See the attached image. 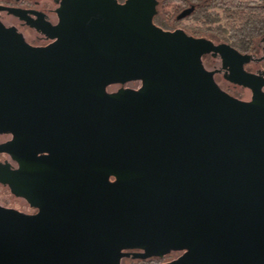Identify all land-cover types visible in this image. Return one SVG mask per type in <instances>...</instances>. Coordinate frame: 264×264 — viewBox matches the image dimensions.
Returning a JSON list of instances; mask_svg holds the SVG:
<instances>
[{"label": "water", "instance_id": "obj_1", "mask_svg": "<svg viewBox=\"0 0 264 264\" xmlns=\"http://www.w3.org/2000/svg\"><path fill=\"white\" fill-rule=\"evenodd\" d=\"M153 8L154 0L130 1L126 10L137 11V29L147 32L131 41L124 59L130 64L119 73L106 58L55 61L21 46L15 59L0 58V82L31 91L91 92L115 81L153 80L163 101L147 106L172 119L145 117L138 99H121L114 109L95 100L115 112L100 118L76 96H64L67 103L0 90V131L24 143L21 158L115 169L62 170L68 178L41 172V189L58 208L43 206L73 222L54 224L0 206V264H116L124 254L106 257L105 243L159 256L185 250L163 264H264V108L219 91L185 46L153 30ZM86 115L99 118L87 124ZM91 134L98 144L87 139Z\"/></svg>", "mask_w": 264, "mask_h": 264}, {"label": "flooded vegetation", "instance_id": "obj_2", "mask_svg": "<svg viewBox=\"0 0 264 264\" xmlns=\"http://www.w3.org/2000/svg\"><path fill=\"white\" fill-rule=\"evenodd\" d=\"M130 1L0 0V58L5 54L11 60L15 59L14 53L21 46L55 61L69 59L80 63L91 60L98 63L106 58L110 67H114L113 73H119L118 67L130 64L124 59L129 56L131 41L141 42L147 32L144 28L137 29V11H127ZM259 16L264 24V0H154L149 20L153 30L168 33L189 50L219 91L237 101L264 108V26L259 27ZM188 41L200 42L188 44ZM155 69L152 73H157L158 66ZM16 84L0 82V90L3 92L6 86L14 95L44 100H65L64 96H76L84 101L82 105L90 107L100 118H115L112 116L115 112L95 105V100L114 109L122 106L121 99L125 103L129 99H138L140 112L145 117L172 120L169 114L154 113L148 108L147 104L159 105L163 101L162 86L144 77L111 82L101 90L92 89V94L84 89L31 91L18 89ZM65 102L70 103L69 100ZM86 117L87 124L99 118ZM151 122L158 124L155 120ZM161 124L190 130L171 121ZM92 138L93 134L87 137ZM91 142L98 144L95 140ZM22 144L10 130L0 131V206L54 224L72 223L73 220L54 217L43 206L58 208L41 189V172L51 171L61 178H68L62 170L73 173L98 169H106L109 173L115 171L106 165L84 163L53 167L37 163L34 156L25 160L17 149ZM13 149L16 153L11 152ZM44 156L46 153L37 155ZM109 180L115 182L116 175L111 174ZM100 242L103 244L101 239ZM102 249L107 251L106 257L115 256L113 253L118 251L124 254L116 257V264H156L158 259L161 261L157 264H163L185 251L149 255L145 249H120L110 243L103 244Z\"/></svg>", "mask_w": 264, "mask_h": 264}, {"label": "trees", "instance_id": "obj_3", "mask_svg": "<svg viewBox=\"0 0 264 264\" xmlns=\"http://www.w3.org/2000/svg\"><path fill=\"white\" fill-rule=\"evenodd\" d=\"M262 22H263V19H262L261 16H259V27L264 26V24H262ZM260 30H261V28H260ZM177 255H178V254H177ZM160 261H161V259H158V262H156V261L154 260V262H156V264L159 263ZM154 264H155V263H154Z\"/></svg>", "mask_w": 264, "mask_h": 264}]
</instances>
